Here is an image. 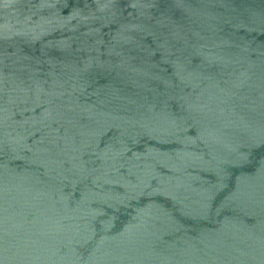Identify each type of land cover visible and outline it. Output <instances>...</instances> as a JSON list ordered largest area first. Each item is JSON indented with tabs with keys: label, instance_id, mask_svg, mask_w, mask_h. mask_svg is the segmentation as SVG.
<instances>
[{
	"label": "water",
	"instance_id": "95a60500",
	"mask_svg": "<svg viewBox=\"0 0 264 264\" xmlns=\"http://www.w3.org/2000/svg\"><path fill=\"white\" fill-rule=\"evenodd\" d=\"M0 264H264V0H0Z\"/></svg>",
	"mask_w": 264,
	"mask_h": 264
}]
</instances>
